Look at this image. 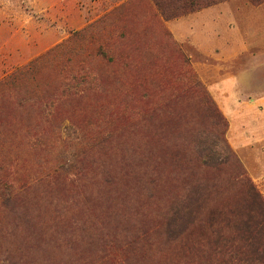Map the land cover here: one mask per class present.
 <instances>
[{
    "label": "rangeland",
    "instance_id": "1",
    "mask_svg": "<svg viewBox=\"0 0 264 264\" xmlns=\"http://www.w3.org/2000/svg\"><path fill=\"white\" fill-rule=\"evenodd\" d=\"M222 4L209 32L190 20ZM249 183L264 199V3L0 0V264L209 259ZM198 184L220 215L172 241Z\"/></svg>",
    "mask_w": 264,
    "mask_h": 264
},
{
    "label": "trees",
    "instance_id": "2",
    "mask_svg": "<svg viewBox=\"0 0 264 264\" xmlns=\"http://www.w3.org/2000/svg\"><path fill=\"white\" fill-rule=\"evenodd\" d=\"M203 1L154 0L158 12L165 19L175 18L227 0ZM249 1L256 6L264 3V0ZM205 152L210 157L212 149L207 148ZM230 163L229 159L220 158L216 160L214 156H211L203 160L202 165L206 168L218 169ZM247 188L246 196L256 206L245 212L239 220L235 218L232 222L230 221L233 230V235L230 238L225 237L218 230L214 231L215 239H206L211 248V257L209 259L198 258L192 260L190 264H264V238H258L261 233H264V199L252 184L249 183ZM207 193V187L201 188L198 184V186L195 185L187 191L183 200L174 201L166 229V233L172 241L179 240L198 222L207 223L210 226L220 215L219 212L211 211L201 221L205 207L204 202L211 192L209 191L208 195Z\"/></svg>",
    "mask_w": 264,
    "mask_h": 264
},
{
    "label": "crops",
    "instance_id": "3",
    "mask_svg": "<svg viewBox=\"0 0 264 264\" xmlns=\"http://www.w3.org/2000/svg\"><path fill=\"white\" fill-rule=\"evenodd\" d=\"M219 6H227V5L222 4V5H217L213 8L202 10L196 13V15H194L193 17H191L190 20L196 23V27L198 29H200V27H203L205 28L206 32H209L213 27V21H211V19L217 16L218 13H220L218 9ZM196 42L199 43V41Z\"/></svg>",
    "mask_w": 264,
    "mask_h": 264
}]
</instances>
